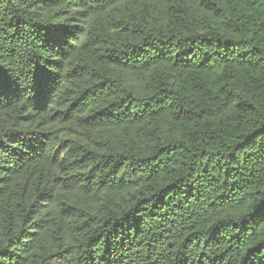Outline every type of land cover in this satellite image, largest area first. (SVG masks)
Here are the masks:
<instances>
[{"label":"trees","instance_id":"trees-1","mask_svg":"<svg viewBox=\"0 0 264 264\" xmlns=\"http://www.w3.org/2000/svg\"><path fill=\"white\" fill-rule=\"evenodd\" d=\"M0 264H264V0H0Z\"/></svg>","mask_w":264,"mask_h":264}]
</instances>
